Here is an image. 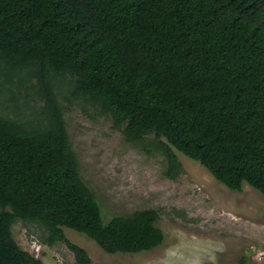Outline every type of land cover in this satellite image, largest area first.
Returning <instances> with one entry per match:
<instances>
[{"label":"trees","instance_id":"trees-1","mask_svg":"<svg viewBox=\"0 0 264 264\" xmlns=\"http://www.w3.org/2000/svg\"><path fill=\"white\" fill-rule=\"evenodd\" d=\"M110 114L128 142L154 135L168 164L181 152L231 190L264 195V0H0V95L35 89L32 119L0 111V264H45L13 234L38 222L92 264L65 227L107 253L164 243L160 212L105 221L79 171L58 88Z\"/></svg>","mask_w":264,"mask_h":264},{"label":"rangeland","instance_id":"rangeland-1","mask_svg":"<svg viewBox=\"0 0 264 264\" xmlns=\"http://www.w3.org/2000/svg\"><path fill=\"white\" fill-rule=\"evenodd\" d=\"M58 92L80 174L105 221L152 208L160 212L165 233L164 243L152 250L111 254L86 234L65 227L68 238L89 252L92 264H264V195L259 190L247 183L242 191L231 190L181 152L183 169L170 178L154 135L128 142L110 114L73 96L67 82ZM43 104L33 88H5L0 95V111L19 120L32 119ZM13 234L45 264H78L64 241L46 242L47 231L38 222L19 219Z\"/></svg>","mask_w":264,"mask_h":264}]
</instances>
